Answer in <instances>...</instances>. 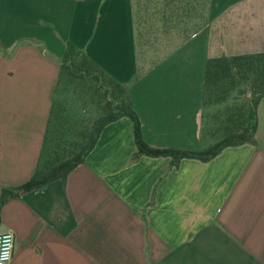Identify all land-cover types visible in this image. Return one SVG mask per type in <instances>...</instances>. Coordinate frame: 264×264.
Masks as SVG:
<instances>
[{
	"label": "crops",
	"instance_id": "obj_1",
	"mask_svg": "<svg viewBox=\"0 0 264 264\" xmlns=\"http://www.w3.org/2000/svg\"><path fill=\"white\" fill-rule=\"evenodd\" d=\"M68 42L126 87L146 142L203 150L207 61L264 52V0H0V196L38 167ZM257 114L254 142L173 167L108 123L65 182L2 205L8 264H264V97Z\"/></svg>",
	"mask_w": 264,
	"mask_h": 264
},
{
	"label": "trees",
	"instance_id": "obj_2",
	"mask_svg": "<svg viewBox=\"0 0 264 264\" xmlns=\"http://www.w3.org/2000/svg\"><path fill=\"white\" fill-rule=\"evenodd\" d=\"M98 81V87L105 89L104 96L108 98V102L102 107L105 114L91 120L90 114H80L75 106L71 108L67 106L66 94L72 92L76 97L83 99L81 106L83 110H89L90 103L96 108V94L91 89H97L95 84ZM238 81L253 90L251 96L242 103H235L219 113H214L209 121L206 109L212 104L224 102L230 92L238 87ZM262 97H264V52L210 57L205 73L203 117L205 124L208 123L206 132L216 139V143L203 150L154 147L144 139L140 117L126 87L109 76L83 50L68 42L38 167L27 182L15 187L3 188L0 196V220L1 207L7 201L57 179L65 182L70 172L84 162L96 145L102 129L110 122L124 116L133 121L137 150L132 160H137L142 155L166 156L171 157L173 167L183 158L207 161L227 146L254 142L258 118L257 105ZM78 123L81 129L76 128Z\"/></svg>",
	"mask_w": 264,
	"mask_h": 264
},
{
	"label": "rangeland",
	"instance_id": "obj_3",
	"mask_svg": "<svg viewBox=\"0 0 264 264\" xmlns=\"http://www.w3.org/2000/svg\"><path fill=\"white\" fill-rule=\"evenodd\" d=\"M107 82L108 81L105 78V83H107ZM237 83H238V87L230 92L229 97L224 102H222L220 104H212L210 107H208L206 109V113H207L206 116H207V119L209 121H210V117L212 119L214 113H219V111H222V110L226 109L227 107H229L230 105H233L235 103H242L251 96L250 93H252L251 91H253V90H251L249 87L245 86V84H243L240 81H238ZM98 84H99V81L97 84H95L97 86V89L96 88L91 89L92 92H94L96 94V99H97V101H96L97 107L96 108L93 105V103H90V104H88V107H90L89 110H83L81 108V106L84 102L83 99L76 97L74 94H72V92H69V93L67 92L68 94H66L67 100H68L67 106L70 108L75 106L76 110L80 114H84V113L90 114L89 116H90L91 120H94L96 117L98 118L102 114H105V111L102 110V107L108 102V100H107L108 98L106 99V96H104L105 92L103 90H105V89L98 87ZM94 93L92 95L91 101L93 100ZM235 97H237L236 100L234 99ZM82 98H84V97H82ZM207 119H206V121H207ZM207 125H208V123H207ZM76 128L77 129L80 128V123L76 124ZM72 132H73V129L71 130V133ZM212 144H214V142L209 144V146H212Z\"/></svg>",
	"mask_w": 264,
	"mask_h": 264
},
{
	"label": "built area",
	"instance_id": "obj_4",
	"mask_svg": "<svg viewBox=\"0 0 264 264\" xmlns=\"http://www.w3.org/2000/svg\"><path fill=\"white\" fill-rule=\"evenodd\" d=\"M9 233L12 234V247H11V250H10V260H5L4 264H8L13 258L14 247H15V235L11 231L0 232V253L9 251V249L7 248V245H6L5 241H4V237L7 236Z\"/></svg>",
	"mask_w": 264,
	"mask_h": 264
},
{
	"label": "clouds",
	"instance_id": "obj_5",
	"mask_svg": "<svg viewBox=\"0 0 264 264\" xmlns=\"http://www.w3.org/2000/svg\"><path fill=\"white\" fill-rule=\"evenodd\" d=\"M4 241L9 249L8 252L0 253V264H4L5 260H10V250L12 247V234L9 233L7 236L4 237Z\"/></svg>",
	"mask_w": 264,
	"mask_h": 264
}]
</instances>
